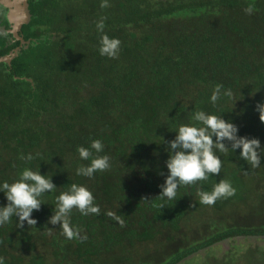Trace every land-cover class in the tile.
Segmentation results:
<instances>
[{"label": "trees", "instance_id": "16d2710c", "mask_svg": "<svg viewBox=\"0 0 264 264\" xmlns=\"http://www.w3.org/2000/svg\"><path fill=\"white\" fill-rule=\"evenodd\" d=\"M100 3L28 0L18 33L24 44L0 17V184L30 168L57 187L33 212L36 225L17 228L13 217L0 226V257L5 264H187L218 245L225 259L230 241L264 239V159L252 169L240 149L217 152L219 175L181 187L175 200L156 198L168 175L165 141L181 125L201 127L192 120L196 111L221 116L237 125L238 136L264 147L255 110L264 102V0H109L107 9ZM249 5L251 15L244 11ZM102 16L105 33L121 42L116 59L98 51ZM229 89L233 96H224ZM96 139L104 151L93 156L108 155L110 169L93 178L76 175L90 164L77 148ZM28 155L34 159L20 158ZM222 179L236 195L201 204L198 189L211 192ZM72 183L93 193L101 213L73 210L71 225L81 231L68 240L48 220ZM7 203L0 192V207ZM250 256L264 263V250Z\"/></svg>", "mask_w": 264, "mask_h": 264}, {"label": "clouds", "instance_id": "9594fccd", "mask_svg": "<svg viewBox=\"0 0 264 264\" xmlns=\"http://www.w3.org/2000/svg\"><path fill=\"white\" fill-rule=\"evenodd\" d=\"M109 7H111L109 0H101V9ZM244 11L251 15L254 8L249 5ZM106 19L107 17L102 16L96 23L97 32L100 34L98 51L101 56L116 59L119 56L121 42L105 33ZM221 95L222 86L218 85L211 95L214 106ZM223 95L232 97L233 93L229 89L223 92ZM255 110L259 113L260 122L264 123V102H257ZM192 120L202 126L181 125L175 131L177 133L175 139L165 141L166 150L169 152L166 161L168 175L165 182L159 186L161 192L156 197L161 201L175 200L181 187L196 186L200 182L207 181L209 176L219 175L223 164L217 152L226 154L229 149L234 152L240 149L241 159L252 169L259 168L264 159V147L261 146L260 140L238 136L239 129L234 123L204 111H196ZM77 151L80 159L90 160V164L77 168L76 175L93 178L96 173L110 169L111 158L108 155L93 156V151L97 154L104 151V145L99 139L93 140L89 147L79 146ZM20 158L28 161L34 159L32 155ZM160 174L164 175L163 172ZM56 188L51 178L30 168H25L15 182L0 184V192L5 194L8 201L7 206L0 207V226L9 223L13 217L18 218L17 228H24L25 222L31 227L36 225L37 221L32 218L33 212L41 210L42 205L45 204L42 197L46 193L55 191ZM197 195L201 204L214 206L218 200H227L235 196L236 189L230 182L222 179L214 185L211 192L198 189ZM73 210L79 211L83 216H98L101 213L93 193L83 185L72 183L68 191L61 192L56 197L54 215L48 220L51 225H59L61 234L68 240L80 237L81 230L73 227L70 222ZM107 215L124 226L120 216L112 212H108ZM0 264H5L3 257H0Z\"/></svg>", "mask_w": 264, "mask_h": 264}, {"label": "rangeland", "instance_id": "374dc122", "mask_svg": "<svg viewBox=\"0 0 264 264\" xmlns=\"http://www.w3.org/2000/svg\"><path fill=\"white\" fill-rule=\"evenodd\" d=\"M16 2H19V0H16ZM15 4H16L15 2L10 4L13 9L15 7ZM8 21L11 23V18L10 19L8 18ZM4 60L6 61V59ZM249 213L250 214H248L247 216L249 215H252V216L248 217L247 219L248 221H251L253 220V217L255 216L254 215L255 212H249ZM212 216L213 215H207V216H204L203 218L204 219L206 217L212 218ZM261 216L259 218L264 219ZM228 244L230 248H233L232 250L233 253L232 251H229L228 252L229 254H226L225 256V259H222L223 247L222 245H218L217 247H213L212 249L208 251H202L199 254L195 255L194 258L191 259V261L189 260L187 262V264H230L228 263L230 262V259H234L235 264H252L256 259L251 257L250 254L252 253V255H254L257 251L259 252V250H264V239L263 238L241 240L240 244H238V242L230 241ZM224 249L225 251H227V246ZM237 249H238V254H237ZM249 260L250 261L252 260V262L249 263L248 262ZM260 261H262V259H260ZM256 263H253V264H256ZM182 264H186V263L183 262Z\"/></svg>", "mask_w": 264, "mask_h": 264}, {"label": "water", "instance_id": "95a60500", "mask_svg": "<svg viewBox=\"0 0 264 264\" xmlns=\"http://www.w3.org/2000/svg\"><path fill=\"white\" fill-rule=\"evenodd\" d=\"M28 0H19V2H16L15 0V7L14 9L10 5V18H11V25H12V30L11 33L15 37V39L19 40L21 44H24V41L21 37L18 36L19 31L21 30V27L24 23L27 22L28 20V5H27ZM18 49L13 50L7 56L5 59L9 63V61L16 56Z\"/></svg>", "mask_w": 264, "mask_h": 264}, {"label": "flooded vegetation", "instance_id": "af4514ba", "mask_svg": "<svg viewBox=\"0 0 264 264\" xmlns=\"http://www.w3.org/2000/svg\"><path fill=\"white\" fill-rule=\"evenodd\" d=\"M14 2L15 0H0V17L2 19H6L7 21L8 18L10 19V4Z\"/></svg>", "mask_w": 264, "mask_h": 264}]
</instances>
